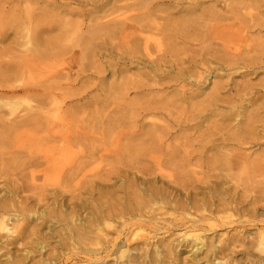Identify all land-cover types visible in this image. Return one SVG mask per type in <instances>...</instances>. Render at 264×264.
Instances as JSON below:
<instances>
[{
  "label": "rangeland",
  "instance_id": "rangeland-1",
  "mask_svg": "<svg viewBox=\"0 0 264 264\" xmlns=\"http://www.w3.org/2000/svg\"><path fill=\"white\" fill-rule=\"evenodd\" d=\"M187 7L157 0H0V102L32 100L30 111L20 107L16 115L0 105V133L9 128L5 145L0 144V199L36 212L20 226L45 240V249L29 254L26 264H47V258L55 264H126L116 253L106 259L72 255L80 245L65 241L67 231L56 214L75 212L78 223L100 204L105 211V193L126 202L138 189L149 206H137L135 200L129 210H113L148 212L154 219L127 244L130 249L146 242L151 252L155 243H178L180 234L193 228L222 249L217 264H264L254 246L262 226L257 220H264L258 215L264 206V0H198L195 24L179 35L177 22ZM124 14L133 16V24L158 25L160 31L139 35L150 38L151 64L142 49L133 59L119 36L91 62L81 60L83 52L70 38L61 42L65 50L57 57L53 51L44 57L24 53L25 29L38 21L50 31L41 34L48 40L60 21L81 23L84 32L87 25ZM232 53L237 60L230 63L226 59ZM52 94L56 101L67 97L58 113L67 125L49 131L62 123L42 114L51 110ZM113 118L121 122L108 126L105 120ZM67 128L74 135L72 160L63 164L60 177L45 178L41 149L46 142L24 140V135L40 138ZM149 129L152 136L143 135ZM78 170L83 179L75 176ZM8 213L4 219L10 226L14 214ZM125 219L103 227L106 239L116 236ZM194 220L200 222L193 227ZM132 231L137 228L121 238ZM231 238L233 247L227 246ZM7 241H0V264L31 247L19 245L27 242L23 238L10 246ZM189 243L180 242L177 262L152 264L216 262L195 261ZM203 250L196 253L199 258Z\"/></svg>",
  "mask_w": 264,
  "mask_h": 264
},
{
  "label": "bare ground",
  "instance_id": "bare-ground-1",
  "mask_svg": "<svg viewBox=\"0 0 264 264\" xmlns=\"http://www.w3.org/2000/svg\"><path fill=\"white\" fill-rule=\"evenodd\" d=\"M93 1L97 0H86L87 3H92ZM149 1L153 2L155 0ZM157 1L161 5H169L173 7H177L183 2L187 3L188 7L185 9V11H183V17H180L177 22L178 24L176 30L179 31V35L188 32L190 25L192 26L193 24H195L196 19L195 17H193V15L195 14V9L198 6V0ZM59 8H62L64 11H68L66 6H59L58 9ZM147 11L149 12L150 10ZM201 12L212 13L211 10H202ZM133 21V16L129 14H124L121 16L119 15L107 19L105 21H98L93 25H87L84 32L82 31L81 23H68L60 21L54 27V29H56L57 31L56 35L52 36L48 40H43L41 34L50 33V31L45 30L43 27H41V24L43 23L38 21V24L35 25L33 28L28 27L25 29V32L22 37L24 53L25 55H27L28 53H34L38 57H44L47 54L49 55L50 51H53V55L57 57L62 53L63 50H65L61 42L63 40H66V38H70L69 40L73 42V47H77L83 52V54L80 56L81 60L87 58V60L91 62L93 61V58L99 52V50L103 49V47L107 45V41L113 39L116 36H119L121 44L126 47V52L129 53L132 58L135 56V54H137L139 49H142V51L145 53L144 55L146 59L149 61L148 63L151 64L153 61L150 54V38H140L139 35L145 33L151 34L155 30L160 31V29L159 27H157L158 25L153 23L146 22L144 24H140L135 22L133 24ZM155 47L157 48V52L161 50V44L159 42L155 43ZM235 59L237 60L235 54L232 53V55H230L229 58L226 59V61H230L231 63L232 61H235ZM72 62H74L73 59ZM2 97H4L3 93L0 94V98ZM50 97L51 100L47 102V104H49L52 108L51 110L42 112V114L45 113L47 115H50L51 119L53 118L56 120H61L60 122H62L59 125H56L55 127H50L49 131H52L60 125H67L63 124L64 120L58 115V113L62 112L61 105L62 103H64L67 97L64 96L60 101H56L55 95L53 94ZM31 102L32 100H29L27 98L12 102H0V105L7 107L10 115H16L17 111L20 112V107L25 106V110L30 111L32 109ZM40 111L42 110L39 109L37 113H39ZM31 118L32 120L29 121L33 122L35 120V116H32ZM117 122H121L120 118L105 120V123L108 126ZM149 126L151 127L152 125L149 124ZM8 134L9 128L2 127V131L0 133L1 145H5V139ZM143 135L152 136L151 129H149L147 133H143ZM73 136L74 135H72L68 128L63 131L55 130L51 133L46 134V136L40 138H32L30 135H24V140H36L38 141V144L41 145L42 142H46V146L42 145L41 149L43 152V163L45 165V168L42 173L44 174L45 178L49 177L50 175H53V173L55 174V176L58 175L60 177L61 167L63 166V164L66 165V163H69L72 160V148L70 142L73 139ZM19 139L21 138H18V140ZM156 142L158 145H160L161 138L158 137ZM75 173V176L78 175L81 179L85 177V174L82 173L80 170L76 171ZM126 189L131 190V184L126 186ZM132 193L134 195V198L132 199V201L127 200L126 202L121 201L120 198H113V194L108 193L109 195H107L105 193L103 196L108 199L105 203V211L102 210V207L104 206H101L100 204L98 208L94 209V212H89L90 218L83 221L79 220L78 223H76L77 217L75 215V212L56 214L57 221H60L61 224H63V228L67 231V234L65 231V234L67 235L65 241L75 242L76 244L80 245V251L71 252L72 255H79V253H83L88 256L103 255L102 258L106 259L113 253H116L118 254V259H122L124 257L126 258V264L138 263L139 260L140 263L141 260H145L148 262L147 264H152L158 263L164 259L167 260V262L169 263L172 261L177 262L176 258L182 254L181 248L183 246L180 244V242L184 241L187 243V241H189L192 244L189 246L188 252L191 254V257L195 261L205 260V262L210 261L212 263L216 261L214 264L221 262L218 258H216V254L222 252V249H219L218 247L219 245H215L214 241L212 242V240L206 242L199 235V231H196L193 228H188L186 232H182L180 234L181 240L178 241V243H155L151 252L148 248L149 245L146 242L143 243V247H141L140 249H130L128 245L133 241V237L138 236V233L143 232L144 226L153 219L148 218L146 216L148 212L113 211L118 206H124L126 210H129L130 208H132L133 203L134 205L136 204L135 200L138 201L137 206H139L140 204H143L145 206L150 205L148 201L143 200V198L140 197L139 189L135 192L132 191ZM31 210L32 209L27 208L26 205L19 206V204L16 203L13 199H7V201L5 197L4 199H0V241L4 238L7 240L9 239V241H7L5 245L10 246L18 244V242L23 238L27 242H21L19 245L31 244V247L28 250H24L23 256L17 258L18 256L16 255L17 257H12L11 260L8 259L9 261L4 264H26L25 260L27 259L29 254H32L33 251L41 252L45 249V240L43 239L42 235L38 234V232H35L34 230H28L27 227L24 228L20 226V223L24 222L27 218H30L31 215H36V212H32ZM8 212H12L14 214V221L10 226L7 223L8 219H4L6 215L9 214ZM258 215L264 217V206L262 207V212H260ZM125 216L126 221L124 220V222L120 224L116 236L112 239H106V235L102 232L103 227H111V222L114 219H124ZM47 217L48 215L45 216L46 219ZM37 219L38 217L35 220ZM254 221L255 220H252L250 222ZM257 221L260 222L262 226L258 228V232L254 241V246L256 247V251L259 254L264 255V220ZM199 222L200 220L191 221V226L194 227ZM133 227H136L137 231H132L130 237L126 239L121 238V236L125 238V231H129ZM90 234H93V239H90ZM145 237V235H141V238L145 239ZM148 238L149 237H147V240ZM65 241L62 242L67 245L68 243H65ZM230 241L231 243H228L227 246L232 245L233 247L234 238H231ZM218 243H220L219 240ZM201 249H204V255L202 258H199L196 253ZM132 251L136 252L135 255L133 254L134 256L131 253ZM141 251L143 254H141ZM45 262L47 264H55L54 260L50 258L45 259ZM37 264H43V262L41 261Z\"/></svg>",
  "mask_w": 264,
  "mask_h": 264
}]
</instances>
